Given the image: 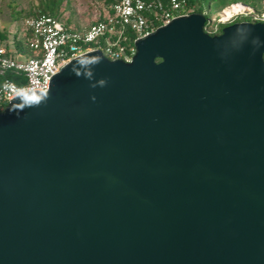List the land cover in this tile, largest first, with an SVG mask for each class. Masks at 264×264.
Wrapping results in <instances>:
<instances>
[{"label":"water","instance_id":"obj_1","mask_svg":"<svg viewBox=\"0 0 264 264\" xmlns=\"http://www.w3.org/2000/svg\"><path fill=\"white\" fill-rule=\"evenodd\" d=\"M208 24L0 110V264H264V22Z\"/></svg>","mask_w":264,"mask_h":264},{"label":"built area","instance_id":"obj_2","mask_svg":"<svg viewBox=\"0 0 264 264\" xmlns=\"http://www.w3.org/2000/svg\"><path fill=\"white\" fill-rule=\"evenodd\" d=\"M236 5L237 12L219 21L247 13V6ZM198 8L197 3L189 0H118L107 7L100 20L85 29L72 28L48 14L28 18L30 37L26 45L31 57L15 59L12 56L18 54L15 47L0 41V76L14 73L24 80L22 85L7 77L0 82V110L26 92H47L54 76L87 52L100 51L108 60L132 62L139 39L178 17L196 13ZM202 14L207 17L206 11ZM259 20L264 22V13Z\"/></svg>","mask_w":264,"mask_h":264},{"label":"rangeland","instance_id":"obj_3","mask_svg":"<svg viewBox=\"0 0 264 264\" xmlns=\"http://www.w3.org/2000/svg\"><path fill=\"white\" fill-rule=\"evenodd\" d=\"M42 1L46 0H0V31L7 34L11 44L14 40H22L27 36L28 15L38 12ZM229 1H231L230 5L239 3L247 6V13L220 23L219 19L223 18L224 10L215 13L211 18V13L218 7L217 3L210 5L205 3V10L209 13L208 22L212 21L207 31L205 30L209 35H220L221 27L225 28L234 23L262 22L259 18L264 13V0H246V3ZM107 7L104 0H62L59 4L58 18L72 28L85 29L98 21L106 13ZM249 12H253L254 15L251 16Z\"/></svg>","mask_w":264,"mask_h":264},{"label":"trees","instance_id":"obj_4","mask_svg":"<svg viewBox=\"0 0 264 264\" xmlns=\"http://www.w3.org/2000/svg\"><path fill=\"white\" fill-rule=\"evenodd\" d=\"M118 0H104V2L109 6L115 2H117ZM190 2L193 3H197L198 4V10L196 13L202 14L204 13L205 10V3H208L209 5L212 3H217L216 9L211 13V18H213V16L215 15V13L225 10L226 8L234 5H230L231 1L229 0H189ZM62 2V0H46V1H42L40 4V8L38 12L29 14L28 17H33L39 13L42 14H48V15H52L54 17L58 18V13H59V4ZM233 2H243L246 3V0H233ZM239 4V3H236ZM251 16L254 15V13L252 12L250 14ZM207 17H209V13H207ZM102 18V16L98 19L100 20ZM212 20V19H211ZM212 21L209 22L208 25H206L205 30L207 31V28L211 25ZM221 23V22H220ZM223 27H221L219 29V34L222 33ZM30 37V33L27 31V36L22 39V40H14L13 43L11 44L8 41L7 38V34L3 31H0V41L4 42L7 46H14L16 51L18 52V54H12V56L15 59H21L22 57H26L29 58L31 57V52L29 50V48L26 45V42L28 40V38ZM10 78L12 80H14L15 82H17L18 84L22 85L24 83V80L21 78H18L14 73H8L6 74V76L2 77L0 76V82L5 79V78Z\"/></svg>","mask_w":264,"mask_h":264},{"label":"bare ground","instance_id":"obj_5","mask_svg":"<svg viewBox=\"0 0 264 264\" xmlns=\"http://www.w3.org/2000/svg\"><path fill=\"white\" fill-rule=\"evenodd\" d=\"M238 10H239V6L234 4L233 6H230V7L226 8L223 11V14H224L225 17H230L233 12H237Z\"/></svg>","mask_w":264,"mask_h":264}]
</instances>
